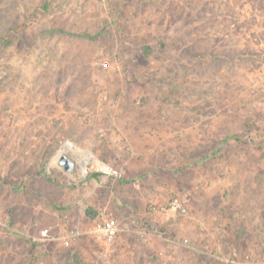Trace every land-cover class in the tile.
I'll return each mask as SVG.
<instances>
[{"label":"rangeland","instance_id":"obj_1","mask_svg":"<svg viewBox=\"0 0 264 264\" xmlns=\"http://www.w3.org/2000/svg\"><path fill=\"white\" fill-rule=\"evenodd\" d=\"M66 142L124 178L70 176ZM107 214L106 259L39 239ZM0 222V264L264 256V0H0Z\"/></svg>","mask_w":264,"mask_h":264},{"label":"built area","instance_id":"obj_2","mask_svg":"<svg viewBox=\"0 0 264 264\" xmlns=\"http://www.w3.org/2000/svg\"><path fill=\"white\" fill-rule=\"evenodd\" d=\"M71 144V148L67 145ZM67 156L74 161V171H78L82 180H87L90 173L94 172L101 175L104 178H113L115 180H121L124 178V172L109 164L101 162L91 153L83 152L74 146L71 142H66L59 154L58 159L62 156ZM81 161L86 162L85 168L81 164ZM73 171V172H74ZM156 211V208H152ZM169 212H176L181 215H187L188 209L185 202L181 198H173L170 202ZM65 226L61 229V233L58 236L51 237L48 230H44L40 233V240L59 242L64 248H69L74 242H77L84 235H91L100 244L101 249L99 251V257L106 259L112 256L115 252V245L121 233V227L118 220L111 214L102 215L97 221L93 222L88 231H84L78 224L77 226H69V217L64 218ZM68 224V225H67ZM0 225L5 228V232L14 233L17 230L6 226L2 222ZM225 264H264V256L254 259L251 253L242 254L237 248H233L227 257L221 258ZM37 264H45L44 261H37Z\"/></svg>","mask_w":264,"mask_h":264},{"label":"water","instance_id":"obj_3","mask_svg":"<svg viewBox=\"0 0 264 264\" xmlns=\"http://www.w3.org/2000/svg\"><path fill=\"white\" fill-rule=\"evenodd\" d=\"M59 166L67 173H72L74 171V161L65 155L59 159Z\"/></svg>","mask_w":264,"mask_h":264},{"label":"bare ground","instance_id":"obj_4","mask_svg":"<svg viewBox=\"0 0 264 264\" xmlns=\"http://www.w3.org/2000/svg\"><path fill=\"white\" fill-rule=\"evenodd\" d=\"M71 144H69V145H67V147H69V148H71V146H70ZM81 164L83 165V167L85 168V166H86V162H84V161H81Z\"/></svg>","mask_w":264,"mask_h":264},{"label":"crops","instance_id":"obj_5","mask_svg":"<svg viewBox=\"0 0 264 264\" xmlns=\"http://www.w3.org/2000/svg\"><path fill=\"white\" fill-rule=\"evenodd\" d=\"M70 174V173H69ZM72 174H70V176H71Z\"/></svg>","mask_w":264,"mask_h":264}]
</instances>
